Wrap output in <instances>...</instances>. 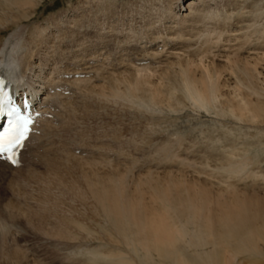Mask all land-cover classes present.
Here are the masks:
<instances>
[{"label":"rangeland","instance_id":"1","mask_svg":"<svg viewBox=\"0 0 264 264\" xmlns=\"http://www.w3.org/2000/svg\"><path fill=\"white\" fill-rule=\"evenodd\" d=\"M212 1L207 10L213 11V14L209 18H202L206 27L199 24L197 30L200 32L191 35L189 47L196 52L184 51V60L173 58L171 61L175 65L177 62H188L191 64L190 71L195 76L201 73L200 66H197L199 60H203L206 66L208 64L211 71L222 70L219 84L223 87L220 89L223 96L218 99L217 106L231 92L235 76L231 75L229 66H225L217 57L220 49L224 48L223 43L221 47L216 46L213 43L214 33L208 37L207 30L210 28L209 30L214 29L216 32L223 26L226 31H232V34L238 30L230 35V39L240 33L246 32L249 35L253 30L264 33V0ZM164 4L163 0H40L29 22H23L22 28L14 27L3 36L7 37L15 32L16 43L11 46L16 48L28 43L30 33L37 27L46 28L49 33L56 32L59 40L55 38L52 41L53 48L44 57L45 61L40 62L45 70L40 71L38 68L32 74H26L28 77L35 75L31 82L36 85L43 83L42 80L51 72H82L84 59L91 62L90 59L97 56L95 61L92 60L91 66L99 69L98 72H90L89 77L82 78L84 81L75 78L67 80L71 86L76 80L80 82L73 84L76 90L65 95L67 99L60 96L59 102L52 106V113L57 114V117L50 118L51 123H44L47 124L49 133L44 124L39 125V131L43 132L24 151V165L14 170L0 169V182L3 183H0V264H91L92 256L97 253L107 255L109 251L116 253L120 250L123 254V247L119 248L109 242V236H106L108 233L104 232L109 227L94 211L91 201H75L73 193L77 191L78 195H82L85 192L83 186L88 180H106L110 177L121 179L129 193L135 197L142 194L145 204L152 205L154 197L151 188H166L173 182L192 185L191 182L197 179L193 170L207 165L203 155V151L207 149L212 154V151L221 152L223 146H234L241 156L259 160L258 164L264 171V128L256 129L238 122L228 114L223 115L219 112L220 105L217 106L218 109H200L186 98L181 88L167 87L172 79L170 74L177 71L176 66L170 65L168 69L156 71L158 64L154 62L150 67L154 69L153 72L156 71L152 78L153 84L164 92L158 98L159 103H153L148 93L143 94L147 88H152L150 84L148 87H141V91L134 95L127 93L128 84L134 81L135 69H141H134L135 66L132 67L128 61L132 60L134 63L135 60L143 59L145 49L142 46L149 47L153 32L169 24L170 14ZM186 6L187 2L184 3V7ZM183 13L185 15L188 11ZM240 29L242 30L239 31ZM208 38L212 39V43H209L211 46L204 43ZM255 38H252L254 43ZM261 41L264 42V39ZM170 43L165 49L174 47ZM156 47H150V50H155ZM223 53L219 55H224ZM244 56L241 54L236 58H245ZM159 59H164V56ZM102 68L108 74H118V78L123 81V85L121 80L117 82L119 94L108 91L99 94L98 88H94H109L112 84L107 79L99 80V70ZM165 71L170 74L161 77V74H157ZM76 85H80V92ZM44 131L48 134L46 141L40 142L38 139L44 137ZM164 148L169 149L167 151L171 157L165 158ZM199 150L202 151L200 159L191 157V152L198 156ZM27 154L31 156L28 159ZM30 159L34 161L30 162ZM186 163L189 165H185ZM60 178L68 180L69 184V188L61 192L54 187V183H59ZM170 179L173 182H169ZM205 180L202 176L198 181L204 183ZM148 181L149 184H146ZM174 184L177 188H184ZM137 186L141 191L136 189ZM62 216L75 217L89 229L90 234L70 227L69 232L76 239L54 236L56 224ZM40 217H46L43 225Z\"/></svg>","mask_w":264,"mask_h":264},{"label":"bare ground","instance_id":"2","mask_svg":"<svg viewBox=\"0 0 264 264\" xmlns=\"http://www.w3.org/2000/svg\"><path fill=\"white\" fill-rule=\"evenodd\" d=\"M39 2L40 0H0V73L5 74L9 79L10 77L8 76H11L12 82L17 87L26 86L35 99L39 96L41 100L39 104L40 106H44L42 112L48 115L53 108L52 106L59 102L60 95H50L46 87L49 86L54 89V84L59 81H63L65 85H68V81L64 78H59L62 72L60 74H58L59 72H51L47 75V78L42 80L43 83L38 84L41 86H35L36 84L31 82V79L35 75L28 77L26 74L27 72L36 71L38 68L40 71L45 70V66H42L40 62L45 61L44 57L53 48L52 41L56 38V32L54 34L53 32L49 33L47 32L48 29L37 27L33 33H30L31 35L29 34L31 36L30 41L16 48L11 46L13 43H16L15 37L17 35L15 32L7 37H3L5 33H9L14 27L22 28L23 22H29ZM186 2L187 6L184 7V3ZM211 2L213 1L163 0L164 6H167L166 8L170 11H168L170 14L168 16L169 24L159 30L155 28L157 31L153 32L155 35L152 34L153 37L151 39L153 40L150 41V44L155 43L156 45L153 44L154 47H160L161 50H150V47H147V45L142 46V49H145L144 54L141 53L142 57L146 60H152L153 64H158L157 68H155L156 71L157 69L161 71L165 70L170 65L176 66L177 71L173 75L169 73L172 79L168 76L170 77L168 78L170 79V84L167 83L169 85L167 87L170 88L172 86L174 89L176 87L181 88L186 98L193 105L206 111L211 108L218 109L217 106L220 105L219 112L223 115L228 114L240 123L249 124V126L261 130L264 128V86L262 87L264 83L262 81V78H264V42L261 41L264 39L263 31L259 33L253 30L249 35L246 32L245 34L240 33L234 39H230L232 31H226L225 26L216 32L214 29L209 30L210 28H206L209 31L208 37L214 33L215 42L213 43L216 46L221 47V43H223L222 46L224 48L220 49V53H226H223L224 55H219V53L217 57L219 56V61L223 62L225 66H229L228 69H230L231 75L235 76V84L231 88V92L226 96L224 94L225 100L217 106L218 99L223 96L220 92L222 86L219 84L220 72L222 70L220 72L217 71L218 69L211 71L208 64L206 66L203 60H199L197 66H200L201 73L195 76L194 72L190 71L192 70L191 64L188 62L184 64L177 62V65H175V62L171 61L173 58L178 59V61H180V58L184 60L186 57L182 56L184 51L196 52V50L194 51L189 47L192 39L191 35L200 32L197 30L199 24L204 26L203 28L206 27L202 18L203 16L209 18L213 14V11L207 10V8H210ZM183 11H188V13L184 15ZM253 25H250V27L252 28ZM237 31H233V34ZM188 36L191 38L189 39ZM253 37H256V43H254L255 41L253 42ZM210 38L204 40V43L208 45L212 43V39ZM56 40H59V38H56ZM194 41L196 40L194 39ZM170 42L174 44V47L170 46L169 50L165 49L166 45ZM161 43L162 45H160ZM17 44L19 43L17 42ZM185 48L187 50H184ZM241 54H244L245 58H236L237 55ZM160 56H164V59H159ZM213 56L215 57V55ZM94 59L92 60L95 61L96 59ZM92 60L90 59L91 62ZM240 62L241 64H239ZM83 65L82 72L84 74H88L93 70V72H98L99 68L93 69L94 67L89 65L88 59H84ZM144 67L141 69H135L137 67H134L136 72L133 77L134 81L128 84L126 91L129 95L131 93L134 95L141 91V87H146V85L148 87V84H150L152 88H145L146 90L143 94L148 93L153 103L155 101L159 103L160 99L158 100V98L164 92L163 89H159L158 85L152 82L156 71H154L155 73L153 72L154 69L150 68V63ZM57 68L59 69V67ZM88 69L90 70L86 71ZM167 72L157 74H161V77L164 74L169 75L166 74ZM30 73L29 76L32 74ZM99 74V80L104 81L107 79V81H111L112 83L109 88L93 86L94 88H98L99 94H104L106 91L113 94L120 93V87H118L117 82L121 79L120 77L118 78V74H108L105 68L100 69ZM23 80L27 81L26 84ZM75 82L72 83L74 84ZM121 83L123 85L122 80ZM73 84L72 86L75 88ZM79 86L76 85L78 89ZM53 100L56 103H53ZM46 121H41L39 125H43ZM44 125L47 128V124ZM46 130L49 133L48 128ZM47 135V132L44 131L45 137H40L39 141L44 142ZM167 150L169 149L164 148L165 158L171 157ZM237 151V148L234 146L228 148L223 146L221 152L212 151V154H215L214 157H212L211 150L207 149V151H203L207 165L204 168L202 166L193 170L197 179L191 182L192 185H185V182L174 184L170 179L169 182H173L176 186L182 185L184 188H177L173 184L169 185L170 183L166 188H151L154 197L152 205L145 204L144 198L142 199L143 196H141L142 194H139V197H135L132 193H129L126 190L124 181L121 179L110 177L106 180L86 181L83 186L85 192L82 195H78L77 191L73 193L75 194V201L83 203V201L90 200L94 211L97 212V215L109 227L108 230H104V232L108 233L106 236H109V242L112 245L115 244L117 247L125 249L123 254L120 250L116 253L109 251L107 255H97V253L92 256L91 264H263L264 171L258 164L259 160L256 161V158L250 159L246 155L241 156ZM193 152H191V157L199 158L202 155V151L200 150L197 151L198 156ZM31 155L34 156L33 154ZM32 158L35 159V156ZM253 159H255V162ZM31 161L34 160L30 159ZM21 165L22 161H20L18 167ZM185 165L189 164L186 163ZM4 168L13 170V168L0 163V169ZM202 176L206 179L204 183L198 181ZM58 181L59 183L57 181L54 183V187H57L56 190L59 192L69 188L68 180L60 178ZM145 183L149 184V181ZM138 188L137 186L136 189ZM45 218H39L42 225L44 220H46ZM56 226L53 234L60 238L76 239L69 232L70 227L77 228L81 232L86 231V233L90 234L89 229H86L75 217L62 216Z\"/></svg>","mask_w":264,"mask_h":264},{"label":"snow or ice","instance_id":"3","mask_svg":"<svg viewBox=\"0 0 264 264\" xmlns=\"http://www.w3.org/2000/svg\"><path fill=\"white\" fill-rule=\"evenodd\" d=\"M0 116L5 121L0 123V160L16 166L17 154L29 141L30 118L26 117L19 107L9 98L8 93L0 86Z\"/></svg>","mask_w":264,"mask_h":264}]
</instances>
